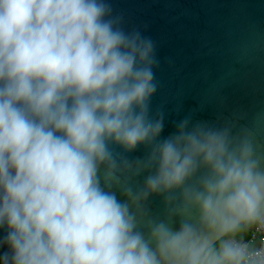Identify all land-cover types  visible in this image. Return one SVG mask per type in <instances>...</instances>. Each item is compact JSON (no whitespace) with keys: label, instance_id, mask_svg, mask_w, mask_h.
Instances as JSON below:
<instances>
[{"label":"clouds","instance_id":"clouds-1","mask_svg":"<svg viewBox=\"0 0 264 264\" xmlns=\"http://www.w3.org/2000/svg\"><path fill=\"white\" fill-rule=\"evenodd\" d=\"M110 11L103 0H0L3 264H264V251L232 239L241 224L264 225L251 135L186 118L161 140L163 118L149 116L153 42ZM110 144L150 151L129 161ZM159 194L169 220L148 221L146 239L141 209Z\"/></svg>","mask_w":264,"mask_h":264},{"label":"water","instance_id":"water-1","mask_svg":"<svg viewBox=\"0 0 264 264\" xmlns=\"http://www.w3.org/2000/svg\"><path fill=\"white\" fill-rule=\"evenodd\" d=\"M127 33L139 32L154 45L156 92L149 116L163 118L160 139L176 131L184 119L222 129L233 137L250 134L255 153L264 160V0H103ZM118 159L144 160L150 149L141 145L126 152L110 144ZM104 187V169L98 173ZM144 172L133 177L135 189L144 185ZM123 202L119 187L105 188ZM177 203L179 202V193ZM165 195H151L141 209L137 231L148 238V221H168ZM195 216V214H194ZM179 216L170 227L178 230ZM253 225L232 237L247 242ZM7 227L0 226V264L10 250ZM258 242L249 244L256 247Z\"/></svg>","mask_w":264,"mask_h":264},{"label":"built area","instance_id":"built-area-1","mask_svg":"<svg viewBox=\"0 0 264 264\" xmlns=\"http://www.w3.org/2000/svg\"><path fill=\"white\" fill-rule=\"evenodd\" d=\"M243 245H245L250 251L255 252L257 255L260 254L261 251H264V225H261L258 222H253V229L249 233V239L247 242L237 241ZM258 242L256 247H250L249 244H253Z\"/></svg>","mask_w":264,"mask_h":264},{"label":"trees","instance_id":"trees-1","mask_svg":"<svg viewBox=\"0 0 264 264\" xmlns=\"http://www.w3.org/2000/svg\"><path fill=\"white\" fill-rule=\"evenodd\" d=\"M251 225H253V222H250V223H244V224L239 225L238 229H237L234 233H232V237H233V236L235 235V233H236L240 228H242L243 226H251Z\"/></svg>","mask_w":264,"mask_h":264}]
</instances>
